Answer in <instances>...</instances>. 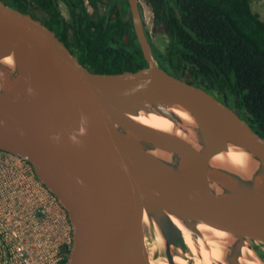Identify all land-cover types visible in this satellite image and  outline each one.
Instances as JSON below:
<instances>
[{
	"label": "water",
	"instance_id": "water-1",
	"mask_svg": "<svg viewBox=\"0 0 264 264\" xmlns=\"http://www.w3.org/2000/svg\"><path fill=\"white\" fill-rule=\"evenodd\" d=\"M128 3L147 67L100 74L0 0V150L25 158L67 211V264H151L145 212L165 240L154 258L168 264L191 257L169 215L198 239L201 224L231 233L240 247L229 249L227 264H241L245 243L264 262L256 248L264 246V138L214 95L163 70L139 0ZM11 56L9 69L3 60ZM178 105L195 127L182 128ZM141 113L167 118L190 140L132 119ZM231 147L261 164L257 176L211 163ZM157 151L180 160L165 162Z\"/></svg>",
	"mask_w": 264,
	"mask_h": 264
},
{
	"label": "trees",
	"instance_id": "trees-1",
	"mask_svg": "<svg viewBox=\"0 0 264 264\" xmlns=\"http://www.w3.org/2000/svg\"><path fill=\"white\" fill-rule=\"evenodd\" d=\"M1 1L47 30L91 72L147 67L128 0ZM255 1L145 0L155 29L168 40L164 51L145 30L163 70L214 95L264 138V20L252 9Z\"/></svg>",
	"mask_w": 264,
	"mask_h": 264
},
{
	"label": "built area",
	"instance_id": "built-area-1",
	"mask_svg": "<svg viewBox=\"0 0 264 264\" xmlns=\"http://www.w3.org/2000/svg\"><path fill=\"white\" fill-rule=\"evenodd\" d=\"M73 226L23 157L0 150V264H67Z\"/></svg>",
	"mask_w": 264,
	"mask_h": 264
},
{
	"label": "bare ground",
	"instance_id": "bare-ground-1",
	"mask_svg": "<svg viewBox=\"0 0 264 264\" xmlns=\"http://www.w3.org/2000/svg\"><path fill=\"white\" fill-rule=\"evenodd\" d=\"M3 63L8 66L9 69H12L15 66L14 57L11 56L3 60ZM172 112L182 122V128H184V130L189 127L193 128L196 126L195 118L183 105H178L176 108L172 109ZM132 119L147 127L174 134L185 140H190V137L185 133V131H183V129L176 127L173 122L155 113H141L139 116L132 117ZM154 155L165 162L176 163V161L178 162L180 160L175 155L163 151H157ZM211 163L219 167L233 168L237 170L236 172H242L250 177L258 175L261 165L251 154L236 147H231L228 152H224L214 157ZM169 216L173 223L182 232L185 244L191 251L192 255L198 257L195 264H209L213 261L208 251L213 252L215 264H219V262H221V264H227L225 257L229 253V249L231 247H240L239 240L234 238L231 233L221 228L205 224L198 225V230L204 236V239H198L193 236V233L185 226L180 218L174 215ZM143 223L145 228H149L150 226L153 228L152 224L154 223L149 219V217H147L146 212L143 213ZM157 229H155L157 232L155 240H150L149 242L146 241V247L151 258L150 261L151 264H168L165 258H154L157 251L161 250L163 246H165V240L163 239L158 227ZM174 261L176 264H188V261L181 255L175 256ZM240 263L264 264L263 261L256 257L248 243H245L244 246L241 247Z\"/></svg>",
	"mask_w": 264,
	"mask_h": 264
},
{
	"label": "rangeland",
	"instance_id": "rangeland-1",
	"mask_svg": "<svg viewBox=\"0 0 264 264\" xmlns=\"http://www.w3.org/2000/svg\"><path fill=\"white\" fill-rule=\"evenodd\" d=\"M139 5L141 6L142 9V17H143L144 25L148 30L153 46L157 51H164L168 40L164 34L157 32V30L155 29L154 21H153V13L150 6L145 2V0H139ZM252 9L254 12L260 15L262 20H264V0L255 1L252 4ZM61 10L63 16L69 20L70 19L69 11L64 4L61 5ZM90 11H92L91 8ZM103 11H104V7L102 8V12ZM144 231H145V238L148 242L150 240H155L157 234L155 228H152L151 226L149 228L146 227ZM256 248L264 254L263 245L260 244ZM188 253L191 257L194 258V260L187 259L189 260L188 264H195L197 262L198 257L192 255L191 251H189ZM210 253L213 256V252L210 251ZM214 260L215 257L213 258V261H211L209 264H215ZM219 264H221V262H219Z\"/></svg>",
	"mask_w": 264,
	"mask_h": 264
},
{
	"label": "flooded vegetation",
	"instance_id": "flooded-vegetation-1",
	"mask_svg": "<svg viewBox=\"0 0 264 264\" xmlns=\"http://www.w3.org/2000/svg\"><path fill=\"white\" fill-rule=\"evenodd\" d=\"M62 4H63V3H62ZM62 4H61V5H62ZM64 5H65V4H64ZM65 6H66V5H65ZM88 6H89V10H90V5L88 4ZM66 7H67V6H66ZM67 9H68V7H67ZM91 10H92V8H91ZM68 11H69V9H68ZM90 12H92V11H90ZM69 15H70V11H69ZM70 18H71V15H70ZM188 250H189V248H187V253L190 251V250H189V251H188ZM187 253H186V256L189 254V253H188V254H187ZM208 253H209L210 257L213 259L214 257L212 256V254L210 253V251H208ZM190 259H191V260H194L193 257H190ZM214 261H215V260H214Z\"/></svg>",
	"mask_w": 264,
	"mask_h": 264
},
{
	"label": "clouds",
	"instance_id": "clouds-1",
	"mask_svg": "<svg viewBox=\"0 0 264 264\" xmlns=\"http://www.w3.org/2000/svg\"><path fill=\"white\" fill-rule=\"evenodd\" d=\"M83 132H84V129L82 128V129H81V134H83Z\"/></svg>",
	"mask_w": 264,
	"mask_h": 264
}]
</instances>
